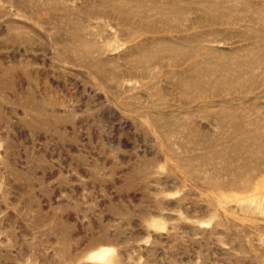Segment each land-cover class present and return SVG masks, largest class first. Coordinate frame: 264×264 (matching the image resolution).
Instances as JSON below:
<instances>
[{
    "label": "rangeland",
    "instance_id": "374dc122",
    "mask_svg": "<svg viewBox=\"0 0 264 264\" xmlns=\"http://www.w3.org/2000/svg\"><path fill=\"white\" fill-rule=\"evenodd\" d=\"M0 264H264V0H0Z\"/></svg>",
    "mask_w": 264,
    "mask_h": 264
},
{
    "label": "bare ground",
    "instance_id": "6f19581e",
    "mask_svg": "<svg viewBox=\"0 0 264 264\" xmlns=\"http://www.w3.org/2000/svg\"><path fill=\"white\" fill-rule=\"evenodd\" d=\"M107 251H104L101 255H99V258L105 257Z\"/></svg>",
    "mask_w": 264,
    "mask_h": 264
}]
</instances>
